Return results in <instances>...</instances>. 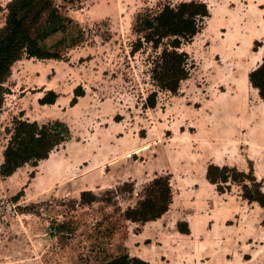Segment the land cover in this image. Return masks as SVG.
I'll list each match as a JSON object with an SVG mask.
<instances>
[{
	"label": "rangeland",
	"instance_id": "1",
	"mask_svg": "<svg viewBox=\"0 0 264 264\" xmlns=\"http://www.w3.org/2000/svg\"><path fill=\"white\" fill-rule=\"evenodd\" d=\"M10 1L0 0V28ZM190 1L205 4L209 16L180 50L188 77L171 94L151 78L153 50L132 53V25L138 14ZM55 4L72 24L42 46L62 59L12 65L0 165L15 120L59 121L69 134L36 167L0 176V264H106L123 256L264 264V209L242 197L251 174L264 193V99L248 78L264 56V0ZM72 38L80 43L65 50ZM48 91L55 102L39 104ZM210 165L246 178L229 179L219 193L206 179ZM158 177L169 182L168 211L155 221L126 220Z\"/></svg>",
	"mask_w": 264,
	"mask_h": 264
},
{
	"label": "trees",
	"instance_id": "2",
	"mask_svg": "<svg viewBox=\"0 0 264 264\" xmlns=\"http://www.w3.org/2000/svg\"><path fill=\"white\" fill-rule=\"evenodd\" d=\"M64 1L73 4L76 0ZM6 12L4 25L0 28V110L8 92L5 84L10 77L12 65L23 58L62 59L59 51L45 50L42 42L57 33L66 32L72 24L61 13L55 0H12L7 4ZM208 16L205 4L190 1L166 4L157 13L145 12L135 17L132 32L136 40L132 44V53H137L144 46L153 50L155 57L151 59V78L160 90L176 94L180 82L188 77V56L180 50L200 33ZM80 39L69 40L65 50L80 43ZM248 78L259 97L264 99V56L261 64L249 73ZM55 100L54 92L48 91L39 100V104H53ZM147 104L153 108L155 102L149 101ZM11 133L0 165L2 178L10 177L25 165L36 167L39 162L48 159L49 154L66 141L69 131L59 121L39 125L35 121L15 120ZM229 171L225 166L218 168L210 165L206 179L216 186L219 193H224L222 185H226L229 179L235 182L238 175L246 178L244 173ZM247 178L250 185L243 184L242 197L250 203H258L264 209V193L260 190V183L252 174ZM170 200L168 180L166 177H158L144 190L143 199L135 207L126 210V220L133 223L155 221L168 211ZM58 228L62 230V225ZM106 264L148 263L139 258L123 256Z\"/></svg>",
	"mask_w": 264,
	"mask_h": 264
}]
</instances>
